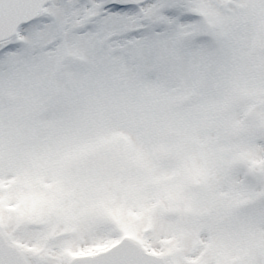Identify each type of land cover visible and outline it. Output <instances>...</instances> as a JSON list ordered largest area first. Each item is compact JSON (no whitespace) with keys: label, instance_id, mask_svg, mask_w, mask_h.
I'll use <instances>...</instances> for the list:
<instances>
[{"label":"snow or ice","instance_id":"obj_1","mask_svg":"<svg viewBox=\"0 0 264 264\" xmlns=\"http://www.w3.org/2000/svg\"><path fill=\"white\" fill-rule=\"evenodd\" d=\"M0 264H264V0H0Z\"/></svg>","mask_w":264,"mask_h":264}]
</instances>
